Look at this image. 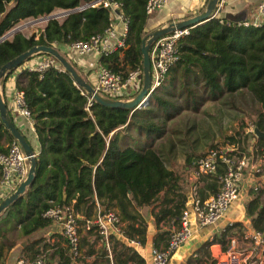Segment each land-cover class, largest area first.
I'll list each match as a JSON object with an SVG mask.
<instances>
[{
	"label": "trees",
	"instance_id": "obj_1",
	"mask_svg": "<svg viewBox=\"0 0 264 264\" xmlns=\"http://www.w3.org/2000/svg\"><path fill=\"white\" fill-rule=\"evenodd\" d=\"M11 1L0 0V37L23 19L44 16L56 8H73L84 0H17L10 5ZM121 2L128 19L123 44L101 54L98 62L126 75L130 69L142 65L141 41L147 33L145 26L150 14L145 11L146 0ZM108 21V9L97 6L73 10L59 18L49 17L43 27L29 34L18 29L0 40V67L34 44H48L61 50L70 40L101 32ZM177 47L178 59L142 108L111 107L93 100L87 111L88 94L67 70L51 65L41 73L26 68L19 71L15 85L23 90L39 151L35 155L33 180L22 195L0 212V255L4 245L12 246L5 237L7 231L19 226L22 235H29L45 227L53 219L43 212L56 204H71L80 232L85 228L96 239L99 237L96 224L86 228L85 221L94 218L102 205L104 212L115 209L120 220L128 221L122 233L140 243L145 240L146 225L137 207L158 206L154 214L157 224L165 218L174 227L179 226L180 213L185 207L182 186L153 141L165 135L166 121L181 110L200 111L208 99L219 100L224 94L246 89L260 104L252 120L253 127L264 130V22L243 25L228 15L223 21L212 16L192 26L189 33L178 39ZM5 79L1 81L2 91ZM175 96L181 97V103L173 102ZM133 128L145 134V145L132 140L129 131ZM250 131L257 146L264 145V138L256 137L253 130L246 133ZM227 137L230 143L237 144L235 134ZM2 139L8 144L14 137L0 118V151H5L7 144ZM172 146L174 143L169 147ZM196 157L187 156L189 169ZM223 170L220 164L215 172L201 176L211 193L217 191L218 175ZM244 210L252 227L264 229V186L254 191ZM239 224H228L217 240L225 243V232ZM170 231L159 229L153 239L154 246L161 240L166 245ZM63 236L68 253L59 261L68 264L72 258L67 238ZM110 241L115 264H143V257L129 244L121 242L120 253L127 250L126 257L120 258L115 253L119 240L112 239V232ZM33 245L34 242L28 246L30 257L45 251L44 245ZM46 260L49 264L50 259Z\"/></svg>",
	"mask_w": 264,
	"mask_h": 264
},
{
	"label": "built area",
	"instance_id": "obj_2",
	"mask_svg": "<svg viewBox=\"0 0 264 264\" xmlns=\"http://www.w3.org/2000/svg\"><path fill=\"white\" fill-rule=\"evenodd\" d=\"M165 2L166 0H146V13H153ZM222 2L223 0L218 1L212 16H218L216 14H219ZM97 6L108 9L109 21L107 25L101 32H94L85 38H76L67 42L65 48L69 52L80 55L95 53L100 56L123 44L122 38L127 31L128 19L122 11L121 0H84L73 8H56L55 10L58 11L54 12L55 15L52 12L47 15L59 18L73 10H84ZM219 17L220 21H223L226 16ZM233 20L243 25H260L264 22V0L259 2L252 18L239 20L233 18ZM190 28L188 26L175 28L152 42L149 51L151 62L149 94L142 103L137 104V108L145 107L148 104V98L160 85L169 67L178 59L177 41L189 33ZM34 56H39V58L37 61L31 62L30 59ZM32 57L24 61L23 68L37 70L40 73L51 65L62 69L57 59L49 53L39 52ZM89 82L101 95L112 99L128 100L139 91L142 85V65L130 69L126 75H123L120 71H114L109 66L98 63L93 72V78ZM81 92L84 91L81 90ZM93 100L92 95H87L85 105L87 111L90 110L89 106ZM11 106L33 125L30 110L25 104L23 90L18 88L14 90ZM253 146H255V150ZM252 154L254 155H246L242 150L240 151L238 144L231 143L229 146L223 147L211 146L193 160L190 173L193 178L215 172L220 164L224 166L223 172L218 175V189L202 197L196 183L191 185V202L180 213V225L171 228L166 245L151 247L150 261L147 264H168L171 255L202 226H216L231 203L240 195L244 186L251 189L252 192L263 186L264 145L259 148L254 141ZM28 168L27 155L16 139L11 140L7 144V149L0 151V199L16 188L19 182L25 178ZM43 215L61 223L62 233L67 238L70 257L72 259L79 257L81 255L80 230L71 204L52 205L43 212ZM91 223L96 224L98 240L106 251L110 264H115L112 261L110 232L116 230L122 234V221L119 215L113 209L100 215L98 207L96 216L85 221V227L89 228ZM232 223L230 221L228 224ZM239 223V225L230 228V231L225 232V243L218 241L217 236L226 230V226L221 227L220 230L217 229L216 235H211L207 240L212 264H264V229H256L252 227L251 222L248 223L246 220H241ZM240 230L242 231L241 242L243 244H240L236 236ZM129 242L139 244V241L134 239H130ZM46 259L44 254L34 257L20 256L16 259L15 264H47Z\"/></svg>",
	"mask_w": 264,
	"mask_h": 264
},
{
	"label": "crops",
	"instance_id": "obj_3",
	"mask_svg": "<svg viewBox=\"0 0 264 264\" xmlns=\"http://www.w3.org/2000/svg\"><path fill=\"white\" fill-rule=\"evenodd\" d=\"M207 1L208 0H166V2L160 8L156 9L153 13L149 15L146 22L145 30L148 33L151 30L166 25L171 21L181 20L183 18H187L198 12H201L205 8ZM260 1L261 0H223L222 8L219 11V14L217 13L216 15H228L232 18L239 17L242 19H249L253 17L254 12L256 11V8ZM63 50L68 51L65 46L61 47V51ZM69 55L70 59L76 64L77 68H79L78 72L82 75L83 71V73L87 76V79H92L93 72L96 69L97 64L99 63V56L95 53L80 55L74 52H69ZM38 58L39 56H34L30 59V61L35 62L38 60ZM23 66L24 62L6 77L3 88L4 92L2 91V85L0 82V92L2 94L3 99L5 98L4 100L7 103V108L10 111L14 122L26 135L34 152L37 153L39 151V142L37 140L36 132L33 125L29 123L27 118H25L21 114H18L14 109H12L11 106L13 92L16 89L15 84L17 75L19 71L23 68ZM90 79L88 80L90 81ZM244 131L247 132L248 128L244 127ZM129 134L132 137L133 141L138 142V145H145V134L139 133L135 128L130 130ZM254 141H256V139L252 137L250 139V142L248 143V146L251 142L253 143ZM2 142L5 145L7 144L6 140L2 139ZM173 147L174 146L166 147V151L168 150V157L170 156V158H173ZM190 173L191 169H189V175ZM200 178L201 176L198 178V180ZM192 184L193 183H191V185ZM198 190L199 193H201L204 197L211 193V191L206 188L204 184L200 188L198 186ZM182 192L184 194V206H189L191 202V194L189 193V189L182 190ZM253 193L254 192H252L251 189L244 186L241 190L240 195L237 197L236 200L231 203L230 207L227 209L223 217H221L216 223V226H202L198 231L193 234L190 239L185 241L171 255L168 264H190V262H195L196 264H198L203 262V260H207L206 262L210 264V246L205 243L208 242L207 240H209L211 235H216L217 229L220 230L221 227L227 226L230 221L240 222L241 220H246L248 223H250V220H247L248 218L245 215L244 208L247 200L250 199ZM137 210L138 212H140V214L145 220L146 230L144 242H139V244L130 243V239H137L128 238L123 233L120 234L116 230L111 231L112 239L119 240L115 245V253L120 256V258L126 257L125 253H127V250H123L124 253H120V250L122 248L121 242H123L126 245L129 244L130 246H133V248L143 257V264H147L150 261V249L152 246H154L153 239L157 236L158 230L164 228L171 230L174 225L171 223V221H164L165 218L159 220L158 224L156 223L154 214L158 211V206H154L153 204L144 205L141 207H137ZM114 211L117 212L115 209ZM121 221V228H123L124 225L128 223V221ZM12 231L14 235H16V232H20L19 226H17L16 228L14 227ZM5 234V237L8 240L7 242H12V246L7 247V244L4 245L3 254L0 255V264H15L16 259L20 256L30 257V250L28 246H30V244H32L33 242L34 247H38L40 245L45 246V251L40 254H44L47 258L50 259L49 264H61L59 260L63 259L66 253H68L65 237L63 236L61 230V223L55 220H52L45 227L40 228L29 235H23L24 238L19 240V242H14V239L10 237L9 231H7ZM80 234L81 245L83 246V248H85L87 252L86 259L89 261V264H109V258L102 253L103 249L99 248L95 235L88 231L86 232L85 228L81 230ZM163 242L164 241L161 240L158 243V246H163ZM202 244H204V248L201 247ZM49 255H51V257ZM196 258L203 259H200L198 261V259Z\"/></svg>",
	"mask_w": 264,
	"mask_h": 264
},
{
	"label": "rangeland",
	"instance_id": "obj_4",
	"mask_svg": "<svg viewBox=\"0 0 264 264\" xmlns=\"http://www.w3.org/2000/svg\"><path fill=\"white\" fill-rule=\"evenodd\" d=\"M57 11L58 10L52 11V13ZM45 23V19L37 20L36 18H27L18 22L14 27L20 26L19 29L26 33H31L43 27ZM62 53L70 59L69 52L63 50ZM82 76L84 78L87 77L84 73ZM242 90L243 91L239 93L224 94L219 100L208 99L204 102L200 111L195 112L188 109L181 110L179 113L173 115L170 120L166 121L167 130L165 135L154 141V147L164 154L166 165L173 169L175 175L178 176L182 190L189 189L190 193L191 183H196L199 188L204 184L202 178L198 180L200 176L198 178H193L189 175L187 156L190 155L193 156V158L200 156L211 146H229L231 144L227 137L229 134H235L238 139L237 144L240 151L242 150V152L248 156L254 155L252 154V142L248 146L253 136L251 131L246 133L244 127H247L248 130H252V120L260 104L253 99L249 91L246 89ZM173 99L174 103H181V97L175 96ZM147 142H149V140ZM132 143L137 146L135 142ZM136 143L138 142L136 141ZM172 143H174L172 152L173 158L168 159V150L166 151V147L170 146ZM253 149L255 150V146H253ZM9 234L10 237L14 239V242H19V240L24 238L20 232H16V235H14L13 231L10 230ZM241 234L242 231L240 230L236 233V236L240 244H243L241 242ZM96 241L99 248H102L99 240L97 239ZM102 253L107 256L104 250ZM86 258V250L81 245V255L77 258H73L68 264H89ZM210 260L212 259L210 258ZM206 261L207 260H203V262L198 264H209ZM108 263L110 264V259ZM194 263L195 262H192V264ZM210 264H212V262H210Z\"/></svg>",
	"mask_w": 264,
	"mask_h": 264
},
{
	"label": "water",
	"instance_id": "obj_5",
	"mask_svg": "<svg viewBox=\"0 0 264 264\" xmlns=\"http://www.w3.org/2000/svg\"><path fill=\"white\" fill-rule=\"evenodd\" d=\"M17 0H12L10 2V5H14ZM219 0H208L205 8L192 16H189L187 18H183L181 20L177 21H171L166 25L160 26L158 28H155L151 30L150 32L146 33L141 41V52H142V85L139 89V91L130 99L128 100H118V99H112L108 98L104 95H101L98 91H96L91 83L84 78L78 70L74 67V65L71 63V61L60 51L58 48L52 45L48 44H34L24 50L23 52L17 54L16 56L12 57L8 61H6L1 67H0V82L3 81L9 72L14 71L18 68L19 65H21L25 60H28L30 57H32L34 54L43 52V53H49L53 55L57 61L61 64L62 69L67 70L71 76L73 77L75 83L79 86H81L88 95H92L95 101L102 105L111 106V107H127L135 109L137 108L138 103H142L143 99L148 96L149 92L148 89L150 87V81H151V62H150V47L154 40H156L158 37L166 34L169 31H172L175 28H183V27H192L197 24L203 23L206 20H208L210 17H212V13L217 5ZM50 15H44L37 17L36 19H45L49 18ZM235 20H239L242 18H234ZM20 26L14 27L10 29L8 32L3 34L0 37V40L11 34L12 32H15L18 30ZM0 118L2 122L4 123L5 127L9 130V132L12 134L14 139L18 141L20 146L22 147L24 153L27 155L29 168L28 172L23 180L19 182V184L16 186V188L10 192L8 195L0 199V212L9 205L12 201H14L17 197L23 194L26 187L31 183L34 177V169L36 164V153L34 152L28 138L26 135L20 130V128L16 125L13 118L10 116L7 108V103L3 99L2 94L0 92ZM253 132L255 133L256 137L264 138V130L258 128L257 126H254L252 128ZM104 206L99 207V214L102 215L104 213Z\"/></svg>",
	"mask_w": 264,
	"mask_h": 264
}]
</instances>
